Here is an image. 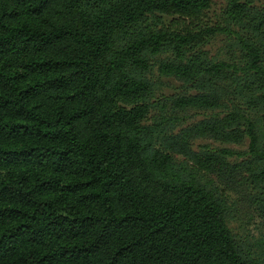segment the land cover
<instances>
[{
  "label": "trees",
  "instance_id": "obj_1",
  "mask_svg": "<svg viewBox=\"0 0 264 264\" xmlns=\"http://www.w3.org/2000/svg\"><path fill=\"white\" fill-rule=\"evenodd\" d=\"M210 1L0 0V264H264L241 250L215 193L176 166L181 156L227 189L264 182L252 116L264 114V12L227 0L249 32L241 65L195 50L204 30L140 25ZM166 49L159 72L189 90L152 101L143 71ZM151 108L157 122L144 124ZM245 138V153L193 149Z\"/></svg>",
  "mask_w": 264,
  "mask_h": 264
},
{
  "label": "rangeland",
  "instance_id": "obj_2",
  "mask_svg": "<svg viewBox=\"0 0 264 264\" xmlns=\"http://www.w3.org/2000/svg\"><path fill=\"white\" fill-rule=\"evenodd\" d=\"M252 13L264 12V0H247ZM227 0H211L208 7L198 16H182L177 14L156 12L148 15L140 25L142 27L163 28L169 31L186 34L204 30V41L196 45L195 50L204 52L209 59L242 64L245 54L237 35H248L240 25L235 23L227 13ZM247 23V18L243 20ZM212 29V31H206ZM173 57L170 49L150 57V65L143 75L152 83V101L160 100L164 96L174 95L189 90L186 84L172 76L163 75L158 70L161 61ZM250 112H247L249 114ZM157 111L151 108L144 124L157 122ZM211 114L209 111H200L194 114V119H202ZM256 121L259 143L264 147V114L252 115ZM207 146L210 149L227 148L236 153L248 151L247 138L238 142H227L216 139H197L193 149ZM248 158V155L229 157V161L238 162ZM176 166L186 169V173L194 176L200 183L213 191L225 208L224 220L227 228L244 253H248L256 260L264 263V182H252L245 175L242 184H235L232 189L225 188L218 179L203 170L193 167L190 162L176 157ZM245 174H247L245 172Z\"/></svg>",
  "mask_w": 264,
  "mask_h": 264
}]
</instances>
